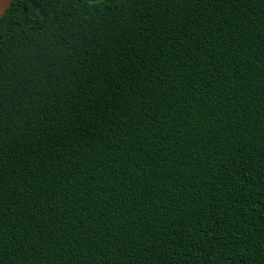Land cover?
<instances>
[{"label": "trees", "instance_id": "1", "mask_svg": "<svg viewBox=\"0 0 264 264\" xmlns=\"http://www.w3.org/2000/svg\"><path fill=\"white\" fill-rule=\"evenodd\" d=\"M0 264H264V0H14Z\"/></svg>", "mask_w": 264, "mask_h": 264}, {"label": "water", "instance_id": "2", "mask_svg": "<svg viewBox=\"0 0 264 264\" xmlns=\"http://www.w3.org/2000/svg\"><path fill=\"white\" fill-rule=\"evenodd\" d=\"M14 0H0V12L4 10L0 18L4 15L7 9L13 4Z\"/></svg>", "mask_w": 264, "mask_h": 264}, {"label": "bare ground", "instance_id": "3", "mask_svg": "<svg viewBox=\"0 0 264 264\" xmlns=\"http://www.w3.org/2000/svg\"><path fill=\"white\" fill-rule=\"evenodd\" d=\"M3 12H4V10H2V11L0 12V16L2 15Z\"/></svg>", "mask_w": 264, "mask_h": 264}]
</instances>
